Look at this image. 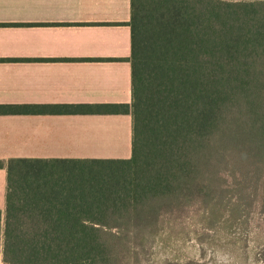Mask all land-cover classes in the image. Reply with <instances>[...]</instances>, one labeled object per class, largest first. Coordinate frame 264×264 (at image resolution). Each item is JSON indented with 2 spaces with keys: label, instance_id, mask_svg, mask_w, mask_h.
I'll list each match as a JSON object with an SVG mask.
<instances>
[{
  "label": "trees",
  "instance_id": "1",
  "mask_svg": "<svg viewBox=\"0 0 264 264\" xmlns=\"http://www.w3.org/2000/svg\"><path fill=\"white\" fill-rule=\"evenodd\" d=\"M128 24L130 105L50 111L129 113L130 156L0 159L4 264H138L178 220L264 224V0H130Z\"/></svg>",
  "mask_w": 264,
  "mask_h": 264
},
{
  "label": "crops",
  "instance_id": "2",
  "mask_svg": "<svg viewBox=\"0 0 264 264\" xmlns=\"http://www.w3.org/2000/svg\"><path fill=\"white\" fill-rule=\"evenodd\" d=\"M129 20L130 0H0V108L26 109L0 113V159L130 156L129 113L50 111L130 105Z\"/></svg>",
  "mask_w": 264,
  "mask_h": 264
},
{
  "label": "rangeland",
  "instance_id": "3",
  "mask_svg": "<svg viewBox=\"0 0 264 264\" xmlns=\"http://www.w3.org/2000/svg\"><path fill=\"white\" fill-rule=\"evenodd\" d=\"M76 169L70 176L84 178L98 172V167L86 165ZM3 181L4 175L0 173V189ZM2 204L3 190H0L1 210ZM226 225L217 224L213 229L193 218L178 220L172 231H161L147 249L137 251L138 264H264L261 213L253 208L243 222ZM181 226L185 228L179 229ZM0 264H4L1 259Z\"/></svg>",
  "mask_w": 264,
  "mask_h": 264
}]
</instances>
